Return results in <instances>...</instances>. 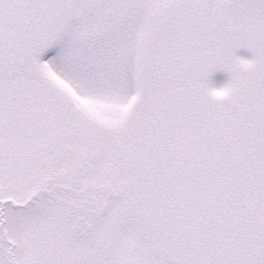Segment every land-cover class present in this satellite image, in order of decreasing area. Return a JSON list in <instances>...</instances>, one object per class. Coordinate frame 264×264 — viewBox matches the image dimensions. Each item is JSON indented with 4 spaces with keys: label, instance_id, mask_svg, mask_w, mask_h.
Listing matches in <instances>:
<instances>
[{
    "label": "snow or ice",
    "instance_id": "obj_1",
    "mask_svg": "<svg viewBox=\"0 0 264 264\" xmlns=\"http://www.w3.org/2000/svg\"><path fill=\"white\" fill-rule=\"evenodd\" d=\"M0 264H264V0H0Z\"/></svg>",
    "mask_w": 264,
    "mask_h": 264
},
{
    "label": "clouds",
    "instance_id": "obj_2",
    "mask_svg": "<svg viewBox=\"0 0 264 264\" xmlns=\"http://www.w3.org/2000/svg\"><path fill=\"white\" fill-rule=\"evenodd\" d=\"M247 67L248 66L245 64L239 65V68L241 71L246 70ZM206 92H207V95H208L210 100L215 101V102H220V101L227 99L231 95L232 88L231 87H225L223 85L211 86V87L206 89Z\"/></svg>",
    "mask_w": 264,
    "mask_h": 264
},
{
    "label": "rangeland",
    "instance_id": "obj_3",
    "mask_svg": "<svg viewBox=\"0 0 264 264\" xmlns=\"http://www.w3.org/2000/svg\"><path fill=\"white\" fill-rule=\"evenodd\" d=\"M238 56L246 58V59H250L251 58V53L249 51H247L246 49H239L237 50L236 53ZM48 55L49 54H45L42 59H48ZM229 77L226 73L224 72H216L212 75L211 77V81L213 83L214 86H221L223 84H225L228 81Z\"/></svg>",
    "mask_w": 264,
    "mask_h": 264
}]
</instances>
